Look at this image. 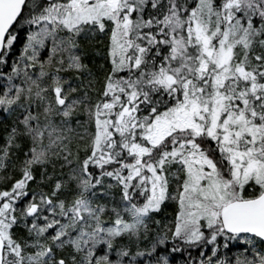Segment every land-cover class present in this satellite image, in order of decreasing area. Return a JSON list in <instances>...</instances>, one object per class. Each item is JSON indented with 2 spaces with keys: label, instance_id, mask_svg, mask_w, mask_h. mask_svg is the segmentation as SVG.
Here are the masks:
<instances>
[{
  "label": "snow or ice",
  "instance_id": "6c2138e0",
  "mask_svg": "<svg viewBox=\"0 0 264 264\" xmlns=\"http://www.w3.org/2000/svg\"><path fill=\"white\" fill-rule=\"evenodd\" d=\"M0 264H264V0H0Z\"/></svg>",
  "mask_w": 264,
  "mask_h": 264
}]
</instances>
